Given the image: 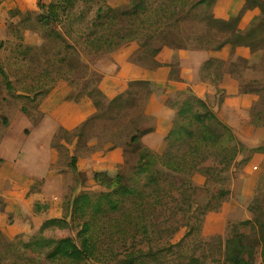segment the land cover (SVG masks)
Wrapping results in <instances>:
<instances>
[{
	"label": "trees",
	"instance_id": "1",
	"mask_svg": "<svg viewBox=\"0 0 264 264\" xmlns=\"http://www.w3.org/2000/svg\"><path fill=\"white\" fill-rule=\"evenodd\" d=\"M221 1L130 0L128 5L121 6L114 5L112 0H52L50 3L37 0L38 12L18 6L9 10L16 39L24 41L23 31L27 30L40 32L42 41L38 48L2 41L0 50L11 49L17 63L36 60L43 71L34 79L36 85L29 89L26 77L13 81L7 64L0 59V123L5 127L10 125L2 112L3 105L12 100L34 102L33 98L46 93V80L51 78V71L57 65L56 57L61 64L67 62L69 51L63 52L59 45H67L75 49L73 53L77 57L68 59L70 73L59 66V74L76 87L65 100L87 106L79 108L84 112L106 109L103 119H121L124 127L117 132H97L96 120L92 118L73 130L63 129L66 159L58 168V176L62 181L61 199L71 207V220L49 218L28 241H6V249L0 247V264H7L8 260L10 264H145L150 261L170 264L173 258L185 257H189L190 264H264V198H253L248 206L252 218L241 220L228 233L222 259L214 256L209 248L203 249V240L188 249V240L202 232L205 217L219 212L232 195L229 188L222 187L230 179L225 172L242 171L256 154L264 155V145L252 148L236 163L235 132L229 124L224 125L220 135L214 131L219 108L209 101L210 94L185 95L176 105L174 119L164 125L168 151L165 163L159 152L143 142L144 137L157 132L158 118L133 111L136 104L151 97L163 103L159 81L172 80L174 76L171 69L175 64L157 59L161 51L155 45L157 36L164 35L178 50L184 48L181 45L184 39L193 47L192 43H200L210 36L207 15L225 7ZM238 7L235 17L217 30L223 38L215 51L260 49L264 37V30L260 31L261 26L264 28V0H241ZM254 10H259V15L245 29L239 28L242 17ZM75 34L77 37L71 43L70 37ZM191 38L196 40L191 42ZM80 43L89 53L97 55V60L91 59L92 74L84 81L71 77L80 63L81 54L76 49ZM50 48L55 51L49 53ZM57 48L60 51L56 52ZM97 61L101 62L100 67L94 66ZM215 63L208 60L200 71V78L207 88L215 90L213 101L219 105L225 96L220 88L222 73L215 68ZM238 67L234 65L227 72L240 75L236 71ZM138 69L151 75L138 77ZM112 78L120 84L112 86ZM105 81L108 84L103 87ZM33 89L31 96L29 91ZM112 92L117 94L109 98ZM23 110L28 112L26 108ZM100 137L102 141L113 142L115 149H121L123 166L114 177L94 172L96 183L93 184L80 171L77 154L83 148L89 150L91 139ZM68 144L73 146L71 153ZM211 151L212 162L208 155ZM73 152L77 154L72 155ZM197 177H203L205 182L198 183ZM95 185L100 191H91ZM200 188L213 190L207 202L200 201ZM31 194L34 197L33 191ZM0 235L3 236L1 230ZM109 237L121 246V251L112 250ZM211 256L213 263L207 261Z\"/></svg>",
	"mask_w": 264,
	"mask_h": 264
},
{
	"label": "rangeland",
	"instance_id": "2",
	"mask_svg": "<svg viewBox=\"0 0 264 264\" xmlns=\"http://www.w3.org/2000/svg\"><path fill=\"white\" fill-rule=\"evenodd\" d=\"M52 0H44L45 3H50ZM114 5H128L130 0H112ZM241 0H222L220 2L221 5H225V7H221L220 10L212 11L207 15L210 16L207 20V29L210 34L207 38H205L200 43H192L193 47L190 46L188 39H184L181 42V45L184 48H179L181 50V59L183 65L181 63L176 64L172 67V74H175L174 80L179 81L181 76V83L178 85H189L188 89H191L193 94H196L200 97H204L207 93L210 94L209 101L216 106V109L221 105L216 104L213 101V97L215 95V90L211 89L210 87L207 88L203 80L200 78V71L203 65L208 61L212 60L215 63V68L220 70L222 73V79L220 81V85L224 80V73L233 75L236 77H246L247 73L250 77L247 79V84L245 91L237 92V94L232 97L234 100L232 103L235 105L234 111L225 116L223 113L217 115L219 120H231L233 123H237L239 120H250L252 116H256V119L259 120V127L254 131L253 134L251 132L239 130L237 137L238 140L234 142V148L238 150V158L236 163L246 157L250 150L254 147L264 145V93H259L261 87H264V45L262 51L256 50H245L239 51L233 48L226 49L224 51L218 52L215 51V47L219 40L223 38L217 30L219 29L220 25L223 23H227L231 17V15H235L240 5ZM18 6L20 9H29L32 12H38V4L37 0H0V44L2 41H7L8 45L10 43L18 42L19 45L24 47L26 46H34L36 48L39 47L40 41H42L41 33L39 32H30L27 30L23 31L24 41H20L16 39L13 35V27L14 21H11L8 16L9 10H12ZM219 8V4L217 8ZM231 10V11H228ZM91 20V19H90ZM91 22V21H90ZM76 34L73 37H70V42L73 43L76 39ZM186 38V37H184ZM48 40V39H46ZM196 39L191 38V42H194ZM202 40V39H201ZM49 41V40H48ZM23 42V43H21ZM264 42V39H263ZM171 42L165 38L164 35L160 34L157 36L155 45L163 48L165 45L170 44ZM50 45L54 46L55 44L49 43ZM172 44V43H171ZM173 46V45H172ZM59 47L65 52V50L69 51L67 62L65 64H61L58 61V57H56L57 65L53 67L51 71V78L46 80L45 89L46 93L41 95L40 97L33 98L31 100H12L10 104H5L2 107V112L6 114L8 120L10 121L9 127H5L4 124L0 123V230L3 236L0 235L1 248L6 249V241L12 242L17 239H23L28 241L33 234L37 231L35 228L37 223H43L49 218L53 217H61L68 220H71V207L68 203L60 201L59 199L53 197L48 204H44L41 201V189L42 183L40 180H35L27 175L28 171L23 170V164L25 165L30 162L34 156L38 155L41 157L40 164L38 165L39 173L41 176H45L47 172H51L53 168L50 169V153L53 151V143L52 145L47 142L38 141V135L46 130V128L50 124H56L57 122H62L64 116L69 112L62 107V104L66 102V98L71 96L73 91L75 90L76 84H73L70 81H65V78H60L59 74V66H62L63 71H68L70 73L69 61L74 60L77 55L74 54L73 48L68 47L67 45H59ZM84 44L80 43L77 45L76 49L79 52L80 63L78 68L71 73V77H75L77 80L84 81L87 80L92 74V67L93 63L92 60H97L96 54L89 53V49ZM175 49L176 47L173 46ZM7 50L3 49L0 50V59L7 64V71L10 78L14 81L17 78L26 77V85L29 89L34 87L36 84L33 82L35 78L39 76V74L43 71L42 67L39 66L36 60L31 63L24 64L23 62H16L15 57L12 55L11 49L6 48ZM89 51H88V50ZM49 53L52 48L47 50ZM60 51L57 48L56 52ZM225 52H234L237 54L235 60L230 61V65L227 66L226 72L223 71V66L228 62V58L219 56L220 53ZM235 57V54H230V57ZM246 59L244 61L243 59ZM240 59V60H239ZM215 60V62H214ZM44 64V60H43ZM242 64H245L243 66ZM238 65L239 67L236 69L237 72L240 73H229L227 72L232 66ZM96 67L101 66V62L97 61L94 65ZM49 69L51 65L47 66ZM177 67L179 68L177 70ZM94 68V67H93ZM32 69H36L32 71ZM67 69V70H66ZM222 69V70H221ZM140 73L136 74L138 77H148V72H144L141 69H138ZM167 74V73H165ZM225 74V75H226ZM69 77V76H68ZM69 80V79H68ZM184 81V82H182ZM210 79H208V82ZM72 85H71V84ZM177 83V82H176ZM108 84V81L103 83V87ZM110 84L112 86H116L120 84L115 78L110 80ZM49 85V86H47ZM178 85L173 83H168L167 85L162 86V94L160 99L163 103H160L157 98L151 99V103L147 110V106L141 110L140 108L138 111L133 109L136 113H148L152 116H165L167 120H158V130L154 135H148L143 138V142L150 147L153 151L159 152L162 157L163 161L166 163L168 161V151H167V144L165 142L164 133L167 132L164 126L170 123L175 117L176 105H178L181 101L183 96L180 92L176 93L178 90ZM252 86L251 93H246L249 90V86ZM19 87H22L20 85ZM172 88L174 93H170L169 91ZM168 90L166 95L162 96L165 90ZM195 91V92H194ZM35 89L29 91V95H34ZM223 96L225 93L223 92ZM226 97V96H225ZM169 105L171 108L174 109L172 111L165 110L162 106ZM23 108H26L28 112L26 113ZM77 111L78 108L76 109ZM243 111V116H242ZM172 119V120H170ZM101 122H95L94 129L97 132L101 131H120L124 127V122L121 119L118 120H100ZM104 121H113L111 125H109L110 129L107 128L108 125L105 124ZM216 123V121H215ZM221 122H217L214 126V131L216 133L219 132L221 129ZM69 126V124H68ZM164 127V128H163ZM64 129V127H62ZM67 129V128H65ZM108 129V130H107ZM159 131V132H158ZM158 133V134H157ZM161 133V134H160ZM160 134V135H159ZM158 135V136H157ZM102 138V137H100ZM64 140V138H63ZM109 143L108 151L115 148V145L111 141H107ZM56 144H58L56 142ZM106 144V143H104ZM100 140L92 139L90 142V153L85 154L82 150L73 152L72 155H76L79 158L78 166L83 173L86 172L84 168L86 167L87 159L94 154L92 149H96L97 146H102ZM46 147H45V146ZM69 145V144H68ZM59 146V145H58ZM66 143L64 140V144L61 146L62 148V155L57 157L59 161L61 158V163H64L66 159L65 148ZM59 149V148H58ZM73 149L72 145H69V151ZM37 150V151H36ZM97 150V149H96ZM61 151V150H60ZM107 150L104 149V153H101L100 156L105 160L102 162V167H108L107 171L109 172V176L114 177L117 173V169L123 166V158L121 157V149H115V154L109 156ZM110 152H113L112 150ZM208 152V151H207ZM71 153V151H70ZM210 156V162L213 161V151L208 153ZM257 155L256 154L254 158ZM97 156V155H96ZM49 158V159H48ZM253 158V159H254ZM252 161V160H251ZM250 161V162H251ZM249 162V163H250ZM35 161L29 164V167H33ZM106 163V165L104 164ZM248 163V164H249ZM254 163V162H252ZM247 164V165H248ZM63 165V164H62ZM247 165L244 166L242 169L245 170ZM94 166H97L96 164ZM30 169V168H29ZM256 170V169H255ZM254 170V171H255ZM258 170V169H257ZM256 170V171H257ZM96 172V171H95ZM105 173V172H104ZM239 173V172H237ZM236 173H229L225 172V175H229L230 179L225 184L222 185L224 188L231 189V186L234 187L235 184L232 183L233 179L236 177ZM108 175V174H107ZM258 176L264 178V173L260 172ZM198 183L203 184L205 182L203 177H197ZM95 180V179H94ZM96 181V180H95ZM54 184V181L51 183ZM95 184V183H93ZM222 184V183H221ZM96 186V185H95ZM93 186L91 188L92 192L100 191V188L97 186ZM27 188H31V191L34 193V199L40 202L39 209H40V216L36 214V212L32 209L31 203L34 201L29 198V194H27ZM213 190L207 191L205 189H198V196L201 202H207L212 194ZM79 192V191H78ZM231 200V196L227 199L226 202ZM238 201V198H236ZM252 200V199H251ZM250 201H240V204L243 206V210L240 214H236L238 210L236 207H233L235 213L232 215H228L227 217V224L225 225V218L221 215L223 213V206L219 212H212L209 213L205 217L204 226L202 228L201 233H196L192 238L188 240V249L193 247V245L203 240V249H208L214 252V256L219 259H222L224 253V242L226 237L229 233H231L233 228L239 226L241 220L251 219L252 214L248 210V206ZM19 201L21 203H19ZM52 204V205H51ZM49 206V207H48ZM55 207H59L57 210ZM36 208V205H35ZM5 212V213H4ZM28 218L27 221L26 218ZM233 221H236L233 223ZM214 224H218L217 229L213 232L212 228L215 226ZM36 230V231H35ZM182 235H180L181 237ZM109 243L111 244L113 251H121V246L112 240L110 237L108 238ZM222 241V243H220ZM108 247V245H107ZM203 256V253L200 252ZM209 263H213V257L207 259ZM10 264V260L8 263ZM145 264H164L161 261H150L146 262ZM170 264H190L189 257L185 258H173L170 261Z\"/></svg>",
	"mask_w": 264,
	"mask_h": 264
},
{
	"label": "crops",
	"instance_id": "3",
	"mask_svg": "<svg viewBox=\"0 0 264 264\" xmlns=\"http://www.w3.org/2000/svg\"><path fill=\"white\" fill-rule=\"evenodd\" d=\"M238 10H239V7L237 10L235 9L236 12ZM228 11H229V9H228ZM235 15H231L230 19L234 18ZM257 15H259V10L247 12L242 17L240 24H239V28L245 29L250 24L251 20ZM263 30H264V28H263V26H261L260 31H263ZM263 39H264V37L261 39V47L259 50L255 49V48H251L249 50L262 51L263 45H264ZM157 47H159V46L157 45ZM233 49L238 50L237 48H233ZM239 51H243V50H239ZM218 52H221V51H218ZM230 54H235V57L229 58ZM219 56H221L222 58L226 56L228 58V62L226 64H224V66L222 68L223 71H225L227 66L230 65V61H233L236 59L237 54L234 52H225V53H220ZM157 59L162 63H176V64L181 63V65H183L180 51L176 48L174 49L171 43L167 44L163 48H161V51L158 54ZM240 59H243L244 61H246V59H244V58H240ZM178 69L179 68L177 67V70ZM173 72H174V70H173ZM225 74L226 73H224V80H223L222 84L220 85V88L224 91L226 97H225L224 101L221 102V105L218 107L219 108V113L217 114L218 116L220 115V113H223L225 116H227L234 111L235 105L232 103L234 101V100H232V97H234L237 94V92H242V91L244 92L245 91L247 79L250 77V75L248 73H247L246 77H236L234 75H229V74L225 75ZM174 76H175V74H174ZM174 76H173L172 80L164 79L163 81H159L160 87L162 88L163 85H167L170 82L173 84H177V85L180 84L181 83V76H180L179 81L174 80ZM182 82H184V81H182ZM188 87H189V85H187V84H185L184 86L182 84L178 85V90H176L175 94L180 92V94L183 95L184 92H188V91L191 92V89H188ZM169 89H171L169 91L170 93H174V91L171 87ZM169 89L165 90L162 96L166 95V93L168 92ZM252 89H254V88L250 85L249 86L250 93H251ZM246 93H247V91H246ZM259 93H262V94L264 93V87L260 88ZM116 94H117V92H112V93H109L108 96H109V98H112ZM151 99H156V98L155 97L148 98V99L144 100L143 102L136 104L134 109L136 111H138L139 108L141 110H143L147 106V110H148V108H149L148 105H150ZM62 107L66 110H69V112L64 116V119H62L63 121L57 122L56 124H50L46 128L45 131H43L42 133H40L38 135V141H42V142L48 141L51 145L53 143V151L49 155L50 156V162H49L50 169L53 168V170H51V172H47V174L45 176H41L39 173L40 172L39 168H38V165L40 164L41 157L38 155L34 156L33 159L30 162H28L26 165L24 163L23 164L24 166L22 168L23 170L28 171L27 175L29 177L34 178L35 180H40V182L43 185L42 189H41V197L40 198H41L42 203L48 204V205L50 203L49 201L53 197L62 201V199H61L62 181H61V177L58 176V168H60L63 163H61V161H60L61 158L59 161L57 160V157L62 155V149H61L62 147L61 146L64 144V140H63L64 131H63L62 127H64V129L67 128V130H73L79 126L85 125L92 118H95V120H96L95 122L97 124V123L101 122L100 120H106L103 118L107 114L106 109L104 111H101V112H98L96 110H91L88 112L77 111L76 110L77 108L79 110V108L87 107V106L81 105L80 103H74L73 101H68V100H66V102H64L62 104ZM162 107L165 110H169V111H172L174 109L173 108L174 106L171 108V106H169V105H165ZM263 115H264V113H263ZM242 116H243V111H242ZM157 118H158L157 120H167V118L165 116H159L158 115ZM170 120H172V119H170ZM215 121H216V123L218 121L222 123L221 129H219V132H217L216 134L217 135L222 134L224 125L229 124L235 132V136H236L235 141L238 140L237 134H238L239 130L251 132V134H253L254 131L260 125L259 124L260 122H259V120L256 119V116H252L250 118V120H239L236 124L234 122L232 123L231 120H224V119L219 120L217 117H216ZM104 122L106 125H108L107 128L110 129L109 125H111L113 123V121H104ZM216 123L214 122V126ZM68 124H69V126H68ZM215 132H216V130H215ZM101 139L102 138H98L97 140H100L101 144H104V143H106V144H104L102 146L95 147L97 150L92 149L94 151V154H92V156L87 159V161H86L87 165L84 168V170H86L85 173H86L87 177L89 179H91L93 183H96V181L94 180V177H93V173L95 171L96 172H105L106 174L109 175V172L107 171L108 167L106 166V168H104L101 166V164H103L102 162H105V160L103 158H101L100 154L104 153L103 152L104 149L108 151V148H110V147H109V145H108L109 143H107V141H102ZM56 142L58 144H56ZM111 150L113 152H110ZM111 150L108 151V153H106V154L112 157L113 154L116 155L115 154L116 151H115L114 147ZM82 152H84L85 154H89L90 149L86 150L85 148H83ZM32 161L33 162L35 161V163H34L33 167H31L32 165L29 167V164H31ZM252 162H254V163H252ZM95 164L97 166H94ZM104 164L106 165V163H104ZM255 169L256 170L258 169V170L256 171ZM117 171H118V169H117ZM260 172H262V174L264 173V155H257L247 165L245 170L240 171L239 173L235 174L236 177L232 181V183L235 185H234V187L231 186V189L233 191L232 195H231V200H229V202L224 203V206H223V210H222L223 213L221 214L223 216V218H225L228 215H232L235 213L233 210H231L233 207H236V210H238L236 214H240V212L243 210V206L240 204L241 200L247 202L253 198H264V178L258 176V174ZM53 181H54V184L52 185L51 183ZM95 187H97V186H95ZM26 190H27V194H29V198L34 201L33 203H31L32 209L36 212V214L38 216H40V213H41L40 209L37 210L35 208V205H37V204L40 205V202L36 201L34 199V197L32 196L31 188H27ZM77 191H80V189H78ZM236 198H238V201L236 200ZM19 203H21V202L19 201ZM55 208L57 210L59 209V207H55ZM0 215H3V214H0ZM28 218H30V217H27L25 221H27ZM234 222H236V221H233V223ZM41 224L37 223V226L35 229L38 230V228L40 227ZM226 224H227V217L225 218V225ZM214 225L215 226H213V228H212L213 232L216 231L218 224H214Z\"/></svg>",
	"mask_w": 264,
	"mask_h": 264
},
{
	"label": "water",
	"instance_id": "4",
	"mask_svg": "<svg viewBox=\"0 0 264 264\" xmlns=\"http://www.w3.org/2000/svg\"><path fill=\"white\" fill-rule=\"evenodd\" d=\"M184 94H185L186 96H187V95H193V93H192V92H189V91H188V92H184ZM184 94H183V95H184Z\"/></svg>",
	"mask_w": 264,
	"mask_h": 264
}]
</instances>
